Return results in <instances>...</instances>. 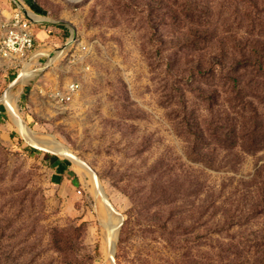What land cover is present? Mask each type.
Masks as SVG:
<instances>
[{
	"label": "rangeland",
	"instance_id": "1",
	"mask_svg": "<svg viewBox=\"0 0 264 264\" xmlns=\"http://www.w3.org/2000/svg\"><path fill=\"white\" fill-rule=\"evenodd\" d=\"M20 8L37 42L0 61V264H264V0H0V19Z\"/></svg>",
	"mask_w": 264,
	"mask_h": 264
},
{
	"label": "built area",
	"instance_id": "2",
	"mask_svg": "<svg viewBox=\"0 0 264 264\" xmlns=\"http://www.w3.org/2000/svg\"><path fill=\"white\" fill-rule=\"evenodd\" d=\"M35 21L22 8L8 12L0 19V61H18L36 47ZM82 51L85 50L83 45ZM79 84L71 82L64 90H56L53 98L60 102L70 101L78 92Z\"/></svg>",
	"mask_w": 264,
	"mask_h": 264
},
{
	"label": "bare ground",
	"instance_id": "3",
	"mask_svg": "<svg viewBox=\"0 0 264 264\" xmlns=\"http://www.w3.org/2000/svg\"><path fill=\"white\" fill-rule=\"evenodd\" d=\"M22 2V1H21ZM31 15L35 16L36 18L37 15L33 12H31ZM29 70V69H28ZM23 76H27V77H31L33 76V73L31 72H27L23 75ZM16 124L22 129L24 135H25V127L20 124L18 121H16ZM29 138V137H28ZM31 138V137H30ZM37 138V137H36ZM35 140V139H34ZM33 139L30 141L32 144H33V147L35 149L38 148V150L40 149L43 150L44 147H42L43 144H40L38 142H36V140L34 141ZM42 143V142H41ZM47 144V147L51 148L53 151H55L56 154L58 155H61V156H67L69 158H73L69 153L68 151L64 148V147H61L57 142L51 140V141H47L45 143V145ZM77 164H79L80 166H83L81 163H79L78 161H75ZM104 203V202H103ZM108 209V208H107ZM119 223L120 221L119 220H113L110 216L108 217V222H107V225H106V228H107V232H108V239H107V245L109 247H111V243L113 241V239L115 238V235H116V230L119 226ZM105 230V229H104Z\"/></svg>",
	"mask_w": 264,
	"mask_h": 264
},
{
	"label": "trees",
	"instance_id": "4",
	"mask_svg": "<svg viewBox=\"0 0 264 264\" xmlns=\"http://www.w3.org/2000/svg\"><path fill=\"white\" fill-rule=\"evenodd\" d=\"M204 136H205V134H204V132H202L201 138L204 139ZM201 145H203V143ZM203 151L204 150H202L201 153ZM52 239H53V246H54V249L56 250V252L59 253V254H63V256H64V254H66L68 252V249L65 246L63 247V245L61 246L62 241L60 239H62V234L59 233L58 231H54ZM63 244L67 245V242H65ZM82 260L79 261V260L74 259V260L71 261V263H66L65 262L64 264H81Z\"/></svg>",
	"mask_w": 264,
	"mask_h": 264
}]
</instances>
